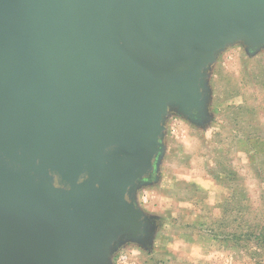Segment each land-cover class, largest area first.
<instances>
[{"label":"water","instance_id":"95a60500","mask_svg":"<svg viewBox=\"0 0 264 264\" xmlns=\"http://www.w3.org/2000/svg\"><path fill=\"white\" fill-rule=\"evenodd\" d=\"M240 38L264 47V0H0V191L27 196L44 246L8 253L0 226V264H108L166 114L203 109Z\"/></svg>","mask_w":264,"mask_h":264},{"label":"rangeland","instance_id":"374dc122","mask_svg":"<svg viewBox=\"0 0 264 264\" xmlns=\"http://www.w3.org/2000/svg\"><path fill=\"white\" fill-rule=\"evenodd\" d=\"M238 43L249 42L240 38ZM247 51L242 45L230 48L207 72L205 80L213 96L211 107L215 114L210 129L201 133L197 125L175 110L166 114V156L160 166L159 155L155 157L151 175L146 177L149 181L158 179L156 173L161 171L163 191L147 190L151 197L145 209L150 214H161L168 223L180 217L186 229L181 232L185 238L179 241L172 240L173 230L167 229L157 248L170 243L174 254L162 256L159 250L156 259L166 258L164 262L172 264H264V244L255 239L264 233V48L255 54ZM163 103L172 100L164 99ZM233 106L239 112H222ZM225 122L232 123L227 131L220 126ZM177 168L184 173L175 174ZM236 170L242 175L237 180ZM213 174H225L228 189L215 184ZM176 179L189 184H179L177 191H165V184L172 187ZM191 183L204 190H195ZM7 188L0 191L4 247L27 260L28 252L20 239L29 241L38 251L44 248L33 236L38 224L27 196L22 199V195ZM142 196L146 197L143 191L138 194L140 201ZM93 208L97 213L102 210L100 203H94Z\"/></svg>","mask_w":264,"mask_h":264},{"label":"crops","instance_id":"0c3cea01","mask_svg":"<svg viewBox=\"0 0 264 264\" xmlns=\"http://www.w3.org/2000/svg\"><path fill=\"white\" fill-rule=\"evenodd\" d=\"M238 45H242L245 46L246 45L244 43H233L230 45H227L224 47V49H221L218 51V54L215 56V61L212 62V64L210 65V70L212 69L213 65L218 61V59H220L221 55L226 53V51H228L230 48L238 46ZM264 48V47H263ZM249 52V51H247ZM210 86L208 85V92H207V98L205 99V104L203 105V109H201V105H197L194 104L192 106L191 109H193L191 111V116L190 118L183 115L180 110H175V112H177L179 114L180 117L182 118H186L188 120L189 123L191 124H195L197 125L199 131L201 133H204L205 131H207L208 129H210L213 125V122L215 121V114L214 111H212V107H211V102H212V94L210 93ZM239 108L237 106H233L230 108H226L224 111H222L224 114H232L235 112H239ZM202 111V115L199 114ZM232 126V123L230 122V124L228 122L225 123H221V128L223 129V131H227L230 126ZM238 127L236 125V129L238 130ZM166 128H165V124H164V130L162 132V138L160 139V141L158 142L160 147L159 150L162 153V158L161 161L159 163H162L164 157L166 156L165 150L167 148V144L165 143V139H166ZM240 138V137H239ZM237 138V140L239 139ZM183 139V137L181 138ZM179 142H183V141H179ZM238 143L243 144V140L239 139ZM158 172V171H157ZM177 173H184L183 169H176L175 170V174ZM160 175V176H159ZM156 176L158 177V179L155 180H151L149 181V178L146 177H141L138 179L136 186L132 189V191L130 193H128L127 196V201L129 202V204L132 206V208L136 211L137 213V219L135 220V222L138 223L139 225V233L135 234L134 230L133 232H130V239L125 240L124 242L122 241H118L117 243V248L116 250L111 254V256L109 257L108 260V264H172L169 263L168 261L164 262L166 260V258H158L156 259L155 257V253H157L159 250L162 251V256H167L170 254H174V252L172 251L171 248H169V244L167 243L166 245L161 246L160 248H157L160 244V242L162 240H164V234H166V232L168 230H173V234L174 237L172 240H176L179 241L181 239H184L185 236L181 233V232H185L183 231L184 227H182V224H185L183 221H181L180 217L175 219H172L170 221V223H168L167 220H165L161 214L159 213H149L147 211L146 205L149 203V198L151 197L149 193H146L147 190L150 189H154V190H162L161 187L163 186V173L161 171H159L158 173H156ZM215 176V177H214ZM235 179L237 180L238 178H241L242 175L236 170L235 171ZM155 177V176H154ZM212 180L215 184H218L220 186L225 187L226 189H228V183H227V179H226V175L225 174H221L220 176L218 175L216 177L215 174H213L212 176ZM148 181V182H146ZM189 181H179L178 179H176L174 186H167V184H165V188L164 190L169 192L172 190L177 191L178 190V185L179 184H189ZM190 185H192L193 187H195V190H204L201 188H196L198 187L195 183H191ZM140 190V191H139ZM143 191V194L146 195V197L141 198L142 201L139 200L138 198V194H140V192ZM150 196V197H149ZM142 202V204H141ZM175 218V217H173ZM211 221V220H210ZM209 221V223H210ZM164 224H171L172 227L168 228V227H164L162 229V225ZM210 226V225H209ZM168 229V230H167ZM182 229V230H181ZM211 228L209 227V230ZM175 230V233H174ZM162 233V234H161ZM210 235L211 231H210ZM128 247H130V250L127 249ZM159 251V252H160Z\"/></svg>","mask_w":264,"mask_h":264},{"label":"trees","instance_id":"16d2710c","mask_svg":"<svg viewBox=\"0 0 264 264\" xmlns=\"http://www.w3.org/2000/svg\"><path fill=\"white\" fill-rule=\"evenodd\" d=\"M248 234V233H247ZM251 234H255V233H252ZM246 236V235H245ZM250 236V235H249ZM257 241H261L262 244H264V233H260L259 234V237L255 238Z\"/></svg>","mask_w":264,"mask_h":264}]
</instances>
